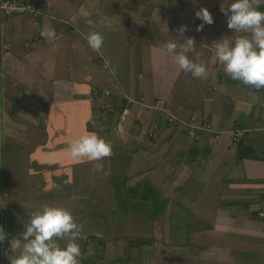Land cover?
Segmentation results:
<instances>
[{"label": "crops", "instance_id": "crops-1", "mask_svg": "<svg viewBox=\"0 0 264 264\" xmlns=\"http://www.w3.org/2000/svg\"><path fill=\"white\" fill-rule=\"evenodd\" d=\"M29 1H34L41 11L37 18L33 19L34 17L29 14L15 15L17 20L2 18L5 20L4 28L7 36L16 44V48L26 45L27 49L39 44L41 47H46L41 31L51 27L56 32L57 47H66V51L69 52L84 51L87 54L86 58L93 59L94 67L98 65L96 59L99 54H102L104 61L110 62L108 68L102 67V69L109 71V79L113 87L115 86L113 93L117 97L116 101L112 99L111 102L118 109L121 102L125 103L120 98L123 95L135 99L143 98L147 104L154 103L155 99L160 97L166 98L171 109L168 103L166 107L172 112L199 113L203 115L204 120L210 121L214 128L226 132L241 128L244 130L242 136L245 133V137L240 141L241 143L232 144L231 139L228 142L226 137L221 135L214 137L210 134L212 132H205L201 140L194 141L181 133L179 125L164 119L163 112L136 104L129 105V117L132 119L121 125V128H117L118 110L117 116L113 111L111 126L107 124V127L106 124L99 123L100 128L87 129V121L91 119L93 112L87 94L96 86L93 77L99 75L97 71L92 70L88 61L82 63L83 70L74 68L75 74L68 77H54L53 72H48L49 82L53 83L51 100H45L46 95L40 90L32 89L23 82L31 80V76L27 74L26 77L18 79L15 75V72L23 69L25 64L28 66V71L32 69L34 73L40 74L37 68L40 66L37 63L40 62L26 60L21 65H17L13 61L12 70L4 71V86L9 94L16 92L14 86L19 87L16 97H10L17 101L15 105L19 107L11 110L14 114L3 110L4 118L0 120L2 123L0 130L11 147L21 146V143L29 139L34 143L33 147L23 150L22 154L27 157L29 167H32L28 170L38 171L43 182L41 186L34 188V191L38 189L37 199L23 198V194L26 193L22 191L18 197H12L13 191L4 189L3 194H0V210L13 212V207H16L15 210L19 209L16 204L31 207V210L41 209L44 205L58 206L62 203L74 206L78 197H86L88 193L79 189L86 179L89 183L90 181L95 183L128 175L125 171L126 167L134 169L137 158H140L137 150L143 148L147 153V155L144 153L147 159L142 163H146L147 166L138 176L144 187L148 191L154 189L157 195H150L151 198L145 199L144 203L149 202L151 212L156 205L160 206L155 214L159 217L157 221L162 222L159 227L154 225V229L162 236H156V240L153 239L150 243L139 246L145 260H149L150 264H188L191 261L196 264H264V244L263 241H259L262 224L252 220L258 202H264V95L254 92L249 86L228 76L223 70L224 65L218 62L215 55L216 43L222 37L231 38L234 35H241L235 34L234 30L227 27V18L221 11V7L230 6L233 0ZM201 7L210 11L214 23L204 24L203 29L197 31V26L202 21L196 17L195 12ZM81 10H86L90 15L83 16ZM89 20L91 24L88 23ZM56 21L61 25L56 27ZM1 26L2 23L0 28ZM181 26H187L184 37H180L177 31ZM127 27L134 32L139 31L140 34L144 32V28L153 29L156 36H172L171 40L182 41L187 37L194 38L196 47L193 52L188 53V56L196 61L199 54V60L203 61L208 69L207 79L196 78L190 72L180 70L171 55L161 53L164 44L159 43L148 47L147 57L155 59V71H147L143 67L136 70L134 63L132 67L135 69L131 71L129 63L126 70L128 84L121 85L117 80L119 74L124 71V65L122 67L124 55L122 56L123 49L120 44L123 37L125 43L129 41ZM58 29H62V35ZM92 31H98L104 36V44L100 52L93 51L82 35ZM35 39L41 42H35L37 41ZM181 41L176 42L182 43ZM134 46H137L135 42ZM5 47L7 48V45L2 46ZM128 51L129 48L126 51L127 56H129ZM32 52L34 51L29 53ZM141 52L142 50L140 54ZM13 56H16V53ZM21 59L23 61V57ZM60 63L65 65L64 61ZM112 67L116 69L115 75L111 72ZM22 71L25 73V68ZM236 88H241L243 91L237 92ZM189 92L194 93V96L200 95L199 99L202 103L200 102L199 106H191L188 110L190 103L184 99L187 103L185 104L181 99L186 95L193 96ZM106 115L108 119L111 114L108 112ZM151 121L152 125L158 123V127L153 129L151 126L144 131L145 122ZM30 125L36 127L37 133L35 131L32 135L36 142L25 132ZM101 129L108 136L111 129H114L113 132L117 134V138H120L116 142L109 138L112 142L110 157L94 161L88 158L74 159L70 156L68 149L74 139L88 132L99 133L98 130ZM151 129L153 134L148 136V131ZM123 135H125L124 142L120 141ZM14 161L19 167V163L15 159ZM221 164L224 167L217 170ZM117 165H119L118 169ZM136 185L139 187L140 184ZM123 187L129 188L130 185L124 182ZM189 188L192 189L194 197L188 196ZM203 189L209 191L206 198L208 201L210 198L214 200V204L203 201ZM133 195L135 204L140 202L135 196L143 198V194L138 192L133 191ZM104 197H108V193ZM190 204L199 206L196 210L200 211V217L191 220L189 217L191 208L188 207ZM68 209L72 210L69 206ZM15 213L8 222L4 223L2 220V226L10 233L12 229L17 230L16 238H20L25 225L22 221L24 212ZM71 213L73 214L74 210ZM0 217L3 215L0 214ZM167 218L169 224L171 220L185 222L181 226H176L183 228L177 234L176 242L168 233L166 237L163 234L162 224L164 225V220ZM168 227L167 225L165 232ZM155 230L153 235H156ZM221 232L222 235L230 236L232 240L238 239L239 241L236 242L240 243V246L235 243L231 246H223L210 241L205 245L198 240L205 237L208 240L210 235L217 237ZM184 233L186 234L182 236ZM8 238L2 242L8 246L4 245L2 249L0 248V252L6 255L2 258L4 264H10L11 259L19 254V252L10 253ZM59 242L64 246L66 238ZM78 243L83 255L80 263L113 264V259H108L109 253H102L98 243H92L90 239ZM211 244L215 247L214 256L202 257L201 254L207 252ZM117 247L122 253L124 242L119 237L114 239V245L111 246L112 249ZM86 248L87 260L84 259L83 254ZM102 248L106 247L102 246ZM92 249L93 252L90 253ZM123 255L114 259L117 264L129 263L122 260Z\"/></svg>", "mask_w": 264, "mask_h": 264}, {"label": "rangeland", "instance_id": "rangeland-1", "mask_svg": "<svg viewBox=\"0 0 264 264\" xmlns=\"http://www.w3.org/2000/svg\"><path fill=\"white\" fill-rule=\"evenodd\" d=\"M8 18H12L13 20L18 19L16 18V16H11ZM4 21L5 20H3L0 17V24L2 23V26L0 28V120L2 119V117L4 118L3 110H5L6 112L10 111V113L14 114V112L11 110L19 107L15 105L17 101H14L13 98L12 99L10 98V97H16L17 90L19 89V87L14 86V88L16 89V92L14 94H9L6 91L5 86H4L5 84L4 71L7 72V71L12 70L13 61L17 65L19 64L21 65L22 62L24 61L26 62V60L27 61L28 60L39 61L41 63V64L37 63V65H40L39 67H37L40 71V74L34 73L32 69L28 71L27 69L28 66L25 64L23 65V69L25 68V73L22 71L23 69L21 68V70L19 71L17 70L15 72V75L17 76L18 79L22 77H26L27 74L31 76V80L23 81V82H26L27 85L32 89L37 88L38 90H40V92L43 95H46L45 100H51V97H52L51 91L53 88L52 81L49 82L48 72H51V73L53 72L54 77L55 76L68 77V75L75 74L74 68H77L78 70H83L84 68L82 67V63H85L86 61H88L89 65L92 67V70L97 71L99 73V75L93 77L96 87L102 91L108 90L110 94L109 95L101 94L100 96L96 98V100L93 103H91L88 100V94H87V100L89 101V103L92 104L91 106L93 107L91 119L94 121V123L90 124L89 119H88L87 127L88 128L95 127L96 129H98L100 128L99 123H101L102 125L106 124L107 126L108 124V126H111L110 125L111 124L110 122L112 121L111 118L114 115V112H115V115L117 116L118 108L114 105V107L112 108L114 112L111 111L110 117L106 119L107 115H105V117L104 115H100L99 109L96 107V105L101 101H107V100L111 101L112 99L114 101L117 100V97L113 93L115 92V89H114L115 86L113 87V84L108 76L109 71L107 69H102V67L104 68L103 62L105 61L102 60L97 65V67H94L92 63L93 59L86 58L87 54H85L84 51L69 52V51H66V47H57L55 45L57 43L56 42L57 36H56V39L51 42L43 38V40L45 41L44 43L46 47H41V45L39 44L34 47H29L27 49H26V45H20L16 48L15 47L16 44H14L11 41V39H9L7 36L6 30L4 28V23H5ZM55 24H56V27L61 25L58 21H56ZM127 29L129 30L127 32L128 36L127 35L126 36L129 41L125 43V39L123 37L122 43L120 44L123 49L122 56L124 55V57L122 58V62H123L122 67L124 65V71L119 74L118 79H117L121 83V85H125V86L126 84H128V81L126 78L127 65L130 63L131 71H133V69L135 68L136 70L142 69V67L143 69H147V71L148 70L155 71L156 69V64L154 62L155 59H149L147 57V55H149L148 47H150L151 44H159V43H162L165 45L168 41H171L170 37L172 38V36H163V35L156 36L155 31L153 29L146 30L144 28V32L141 34L139 33V31L134 32L133 29L131 28L127 27ZM58 30L61 32V35H62L63 34L62 29H58ZM35 42H41V41H39L38 39ZM134 42L137 45L136 47L134 46ZM6 45H7V48L6 47L2 48V46H6ZM127 48H129V51H128L129 56L126 55ZM32 50L34 52L29 53ZM141 50L142 52L140 54ZM13 52L14 54L16 53V56H13L14 55ZM21 57H23V61ZM90 57H92V54L90 55ZM61 61L62 62L64 61L65 65H63V63H60ZM157 61H160V60H157ZM132 63L135 64V68L132 67ZM92 91L93 90L91 89L88 93ZM236 91L238 92V91H243V90L241 88H236ZM189 93L193 96L186 95V96H183L181 99L183 102H184V99H186V102L190 103L188 104V108H187L188 110L190 109L191 106H197L200 102L202 103V100L199 99L200 95H198L199 96L198 97V96H194V93H191V92ZM188 98H191V99L188 100ZM157 100L158 98L155 99V101ZM162 100L165 102V105H167L168 103V107L170 108L169 101L166 100V98H162ZM168 107L166 108L170 113L178 117H181L182 119H187L188 115L192 113L190 111L186 114H178V113H175L174 111L173 113L172 110L168 109ZM13 114L11 115L13 116ZM101 116L103 118H101ZM130 119L132 118L129 117L128 121ZM116 122L117 121H115L114 124H116ZM1 124L2 123L0 122V128H1ZM143 126H144L143 128L145 131L148 127L152 126V121L145 122ZM28 127H29L28 131H25V132H27V134L30 135L31 138L34 140V142H36V139L32 136L34 132L36 131L35 130L36 127L33 125H30ZM118 127L121 128V126H118V122H117V128ZM98 131H99L98 133L99 136L104 138L105 140L109 141V138H110L111 140L116 142V141H119L120 139V138H117V134L113 132L114 129H111V132H109L110 134L109 136L105 132H102V129ZM3 134H4V131H3ZM219 135H221V137H226L227 141L229 142L230 136L226 131L221 130V134ZM244 137H245V133L243 134L241 141L243 140ZM120 141L122 142L125 141V135L121 136ZM21 144H22L21 146L14 145L13 147H11L9 143L7 142V140L4 138V136H2V133L0 130V194L2 195L3 190L5 189V191H8V190L13 191L12 197H18V195H21L20 192L22 191V193L23 192L26 193V194H23V198L27 199L28 197L29 199L31 198L37 199L38 189L34 191V188L41 186L43 181L38 171L33 172V171L28 170V168H32V167H29L27 157L22 154L23 150H29L31 147L34 146V143H32L31 140L29 139L28 141H25ZM238 147L239 146H237V148ZM137 152L139 153L140 158H137L132 155V157L137 158V160H136V164L134 165V169L132 168L129 169V167H126L125 171L128 173V175L126 176L120 175L121 177L116 176V179H113V180H107L104 182H95V183L93 181H90L89 183L86 179L83 185L79 187V189L81 190L88 191V193L86 194V197H78L74 202V206L69 203H68L69 205L67 204L64 205V203H62V205H58V206L65 207L67 209L69 206L70 209H72L71 212H73L74 210L73 216L75 220L85 225V227L84 226L82 227V232H81L83 239H80L77 242H80V241L86 242L90 239L92 243H98L101 247L100 249L102 253H109L108 259L109 260L113 259V264H117L114 259L121 257V254H124L122 257V260L129 262L128 264H150L149 260H145L140 250L141 248L139 249V246H143L145 243H150L151 241H153V239L156 240V236L157 237L162 236L160 232H157L154 229L155 224L157 227H159L161 226V223H162L161 221H157L159 220L157 219L159 217H157V214H155L157 213L156 211H159L160 206L156 205L152 209V212H151V207H150L149 202L144 203L145 199L151 198L150 195H153V196H157V195L155 194L154 189H150L148 191V189H146V187H144V184L140 181L141 178L138 176L140 171L147 166L146 163H142L144 159H147L145 157L147 153L145 152V150H143V148L138 149ZM141 153L143 154L140 156ZM144 153H146V155H144ZM14 159L19 163L18 165L19 167L16 166V162L14 161ZM118 166L119 165H117L116 168ZM222 167H224V165L221 164L217 168V170L221 169ZM219 173H220V170L218 171V174ZM85 177H87L86 174H85ZM124 182L130 185V187L129 188L123 187ZM137 183L140 184L139 185L140 188L137 187L138 186L136 185ZM112 185L117 186L116 190H114V187ZM133 191L138 192L139 194H143V198L139 196H135L139 198V201H140L136 204H135V200H133V196H134ZM107 193H108V197H104V195L107 196ZM187 193L189 194L188 195L189 197H194V193L192 192V189L190 188L187 189ZM208 194H209V191L207 189L202 190L203 201L205 200L208 201V198H206ZM119 200H121V202ZM213 201L214 200H211L210 198V201L208 202L209 204H214ZM16 205L19 207V209L15 210L16 207H13L14 213L13 212L8 213L6 210L1 209L0 214L3 215V219L0 217V220H3V222L6 223L12 219L13 215L16 214L15 212L22 211L24 212V214L22 215L23 216L22 221H24L25 225H27L29 221V213L39 209V208H33L31 210V207L27 208L20 204H16ZM32 207H35V206H32ZM188 207L191 208V212L189 214V217L191 218V220L195 219L196 217L201 216L200 211L196 210L199 207L198 205L194 204V206H192V204H190L188 205ZM208 207L210 208V206ZM263 207H264V202H258L256 206V213L254 214V217H252V220H254L257 223L261 222L262 227H261L260 233L264 239V217L262 216L260 217L258 215V212ZM181 214L184 215L182 212ZM181 224H185V222L179 223L178 220H173V221L171 220L169 224L168 218L167 220H164V225L162 224V226H164V231H163L164 236L166 237L168 233L169 237H172L174 242H176L178 240L177 234L183 229L181 227H176V226H181ZM167 225L169 227L167 231L165 232ZM86 227H89L90 229ZM154 230L156 232V235H153ZM96 233L98 236L95 235ZM222 233L223 232L219 233L217 237H215V235H210L208 240L206 237L200 238L198 240H200L205 245L209 244L210 242L211 243L217 242V244H222L223 246H231L234 243L237 246H240V243L236 242V241H239L238 239L232 240L230 236L222 235ZM185 234L186 233H184L182 236H184ZM261 236H259V241L262 242L263 239H261L262 238ZM13 237L16 238L17 235H14ZM13 237H9L7 239L9 246H10V240ZM116 237L121 238L124 242V250H122V253L119 248L121 247V244L119 247H117V249L111 248V246L114 245V239H116ZM227 239L231 241H226ZM255 240H256V237H255ZM66 243H67V238H66ZM263 244H264V241H263ZM4 245L8 246L6 243L4 244L0 243V248L2 249ZM102 246L106 248H102ZM87 248L83 251V254L85 255L84 256L85 260H87V257H86ZM214 248H215L214 245L211 244L210 249L204 254H201V256L204 258H205V255L214 256ZM17 252H19V250H17ZM89 252L90 253L93 252V249L92 251H89ZM10 253H13V252H10ZM139 254L140 256H138ZM3 256L5 257L6 255L0 252V261L2 264H4L3 259H2ZM82 258H83V255H81L79 259L82 261ZM80 264H82V262ZM123 264H125V262ZM188 264H196V262L191 261Z\"/></svg>", "mask_w": 264, "mask_h": 264}, {"label": "clouds", "instance_id": "clouds-1", "mask_svg": "<svg viewBox=\"0 0 264 264\" xmlns=\"http://www.w3.org/2000/svg\"><path fill=\"white\" fill-rule=\"evenodd\" d=\"M261 5L264 6V0H233L230 6L221 7L227 18V27L241 35L222 37L217 41L215 51L218 62L224 65L223 70L228 76L257 91L264 89V11L260 10ZM81 12L85 17L90 15L86 10ZM195 15L202 21L197 31H201L204 24L214 23L212 14L205 7L199 8ZM88 23L91 24V20ZM177 31L180 37H184L187 26H181ZM82 35L93 51L100 52L104 44L102 33L92 31ZM41 36L51 42L56 39V32L48 27L41 31ZM176 41L181 39L168 41L160 50L161 53L171 55L180 70L190 72L193 77L207 79L208 69L199 60V54L196 61L188 56L189 52L195 50V39L187 37L179 44ZM100 57L104 61L102 54L97 58ZM109 64L105 61L106 68ZM111 72L115 75V67L111 68ZM68 151L74 159L100 160L112 155V142L96 132H88L74 139ZM82 227L69 209L44 205L31 212L20 238L13 237L10 240V251L15 253L19 250L10 264H80L82 252L77 241L83 239ZM6 238L7 233L0 226V243ZM65 238L67 243L62 246L59 241Z\"/></svg>", "mask_w": 264, "mask_h": 264}, {"label": "built area", "instance_id": "built-area-1", "mask_svg": "<svg viewBox=\"0 0 264 264\" xmlns=\"http://www.w3.org/2000/svg\"><path fill=\"white\" fill-rule=\"evenodd\" d=\"M261 11H264V6L260 7ZM41 13L39 7L36 5L34 1L29 0H0V17H11L15 15H22V14H29L32 17H36ZM102 61L101 57L98 58V63ZM104 68L105 62H103ZM254 91H257L256 89L252 88ZM264 95V89H261L257 91ZM101 94L109 95L110 92L108 90H93L92 92L88 93V100L93 103L98 96ZM122 100L125 103H120L119 107V117H118V126L124 125L126 121H128L129 118V112H130V106L131 104H138L140 106L146 107L151 110H159L163 112L166 116V120L168 122H172L176 125H179L182 133L186 135L188 138L193 139L194 141H198L201 137V133L203 132H212L214 133V137H217L219 134H221V131L219 129H215L213 125H211L210 122L204 120V118L200 117L196 112H192L188 115L187 119H182L181 117H178L172 113H170L165 105V102L158 98L157 101H155L152 104L145 103L143 98L135 99L128 95H123ZM264 104V102H263ZM96 107L99 109L100 115H105L108 112L113 111L114 104L110 101H101L99 102ZM101 118H103L101 116ZM138 120V119H136ZM89 123L92 124L94 121L89 119ZM153 129H156L158 127V123H153ZM243 129H231L228 130L227 133L230 136V139L233 143H239L242 137ZM153 134L152 129L148 131V136H151ZM258 215L261 217H264V207L258 212Z\"/></svg>", "mask_w": 264, "mask_h": 264}, {"label": "trees", "instance_id": "trees-1", "mask_svg": "<svg viewBox=\"0 0 264 264\" xmlns=\"http://www.w3.org/2000/svg\"><path fill=\"white\" fill-rule=\"evenodd\" d=\"M262 7V6H261ZM38 16H36V17H34L33 19H35V18H37ZM98 63V58L96 59V64ZM242 83V82H241ZM243 84V83H242ZM244 85V84H243ZM246 86V85H245ZM250 87V86H249ZM250 88H252V87H250ZM98 90V91H100V89H98L96 86L95 87H93L92 88V90ZM251 90H253V89H251ZM254 91V90H253ZM254 92H256V93H259V92H257V91H254ZM261 94V93H260ZM120 107V106H119ZM200 117H203V115H201V114H199V113H197ZM164 119H166L165 117H164ZM208 122H210V121H208ZM211 123V122H210ZM211 125H212V123H211ZM87 129H89V128H87ZM216 129V128H215ZM237 129H241V128H237ZM203 133H205V132H203ZM203 133H201V137H200V139L199 140H201V138H202V134ZM207 133H209V132H207ZM211 135H214V133L212 134V133H210ZM198 140V141H199ZM241 141V140H240ZM231 143L232 144H239V143H233L232 141H231ZM113 187H114V190H116V188H117V186H115V185H113ZM117 195H118V193H117ZM122 198V197H121ZM120 202H121V200H119ZM1 218H3V217H1ZM0 225H2V220H0ZM22 228V227H21ZM24 228V227H23ZM11 230V229H10ZM13 230V231H12ZM11 230V233H10V231L8 230V231H5L6 233H7V237H13L14 235H15V233H17V230H14V229H12ZM262 239H263V237H262ZM263 241H264V239H263Z\"/></svg>", "mask_w": 264, "mask_h": 264}]
</instances>
